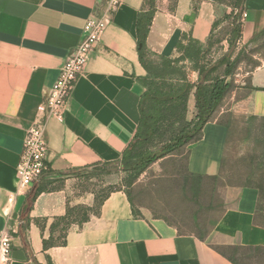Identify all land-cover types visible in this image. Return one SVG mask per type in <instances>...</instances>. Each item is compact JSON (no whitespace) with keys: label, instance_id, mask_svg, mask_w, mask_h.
Returning <instances> with one entry per match:
<instances>
[{"label":"crops","instance_id":"crops-1","mask_svg":"<svg viewBox=\"0 0 264 264\" xmlns=\"http://www.w3.org/2000/svg\"><path fill=\"white\" fill-rule=\"evenodd\" d=\"M97 1L0 0V231L11 237L10 264H232L210 246L264 247V226L254 222L258 191L225 187L219 191L224 211L204 241L142 211V217H136L120 190L109 194L99 216H91L81 228L70 226L65 246L44 250L43 240L49 239L54 219L64 216L68 205L91 206L93 191L81 189L80 178L45 173L19 191L16 167L27 130L43 120L38 107L80 41ZM194 4L177 0L173 12L168 0L156 5L146 38L148 49L175 58V45L182 37L204 43L225 9L200 0L195 14ZM143 5L144 0H122L75 84L63 121H48L47 170L64 173L90 165H117L133 139L140 97L146 90L142 81L148 78L139 63L136 37ZM244 12L240 46L264 30V0H245ZM188 78L195 82L197 75L188 71ZM242 79L238 88L242 95L230 110L264 117V61ZM219 110L202 128L201 138L185 148L191 175L220 173L227 128L216 119L225 113ZM39 186L42 191L28 210V195Z\"/></svg>","mask_w":264,"mask_h":264},{"label":"trees","instance_id":"trees-1","mask_svg":"<svg viewBox=\"0 0 264 264\" xmlns=\"http://www.w3.org/2000/svg\"><path fill=\"white\" fill-rule=\"evenodd\" d=\"M211 1L215 6L225 8V12L213 21L207 40L201 43L190 37H182L175 45L178 56L167 58L156 55L146 45V38L157 4L156 0H144V5L136 21V37L138 47L140 46L138 49L139 63L147 73L148 78L142 81L146 90L140 97L139 121L133 139L123 151L117 165L104 163L85 166L64 173L47 169L44 172L47 176L55 175L61 179L73 177L80 178V180L83 178L91 180L95 176L111 174L110 169L117 168L125 177L121 179V184L115 187L109 185L102 191L92 190L94 200L91 206L70 207L68 205L65 215L55 218L51 224L50 237L48 240H43L44 250L53 246H65L70 226L76 224L81 228L84 223L90 220L91 216H99L102 204L112 192L123 190L132 209H134V215L142 217L140 211L134 208L131 198V189L137 179L157 161L170 157L173 153L186 148L201 138L202 128L214 118L223 100L234 88L233 78L239 65L246 59L245 52L247 51L249 55L253 56L256 52L255 49L264 43L263 30L249 43L241 45L237 49L242 37L244 22L241 21V15L244 12L245 0ZM194 2L196 4L193 5L192 9L196 14L198 12L197 3L200 0H194ZM176 4L177 0H168L170 12H173ZM227 9L230 10L229 13L226 12ZM224 22L227 28L225 37L218 32ZM223 42L227 44V51L220 58L214 59L215 54L223 48ZM258 65L259 61L255 62L250 70ZM188 71L196 73L195 82H191L188 78ZM191 99L193 100V108L190 111ZM188 114L191 115L190 119ZM248 119L252 123L251 128L254 137L262 146L258 161L264 167V117L251 116ZM223 172L224 154L221 160L220 173L217 176H195L187 171L189 176L200 179L223 178ZM47 184L50 185L51 182ZM240 187L254 188L258 191L254 222L264 226V187ZM41 191L42 187L39 186L28 195V210ZM196 237L202 241L206 239V237ZM210 247L232 264H243L241 261H245V259L252 264V258L256 260V264H264V247L216 245Z\"/></svg>","mask_w":264,"mask_h":264},{"label":"rangeland","instance_id":"rangeland-1","mask_svg":"<svg viewBox=\"0 0 264 264\" xmlns=\"http://www.w3.org/2000/svg\"><path fill=\"white\" fill-rule=\"evenodd\" d=\"M163 1L156 0V4L161 5ZM229 11V9L226 10L227 13ZM218 32L221 36L227 35L225 22ZM222 47L215 54L214 59L222 55L224 49L227 50L225 42ZM239 47L240 45L237 49ZM255 51L253 56L245 52L246 59L239 65L236 71L237 76L233 78L234 88L225 97L219 110L225 113L223 112V116L216 115V119L228 128L223 178L200 179L189 176L186 171L187 152L183 148L170 157L151 165L137 179L131 189V198L136 210L152 218L166 220L180 233L207 238L225 207L219 193L222 188L230 186L264 187V167L258 161L262 146L254 137L252 123L249 117L236 115L230 110L234 100L242 95L238 88L243 80V74L249 71L255 62L264 61V43ZM190 117L189 114L188 118ZM124 177L125 175L117 170L111 174L95 176L91 180L83 178L79 187L102 191L109 185L114 187L120 185ZM241 262L250 264L246 259ZM251 262L252 264L257 263L254 258Z\"/></svg>","mask_w":264,"mask_h":264},{"label":"built area","instance_id":"built-area-1","mask_svg":"<svg viewBox=\"0 0 264 264\" xmlns=\"http://www.w3.org/2000/svg\"><path fill=\"white\" fill-rule=\"evenodd\" d=\"M121 5L122 0H98L96 10L86 19L80 41L67 55L57 79L51 86L43 104L38 107V115L43 120L34 122L27 130L16 167L19 191L28 189L46 171V125L52 119L59 123L63 121L62 115L75 84L86 69L95 45L100 42ZM246 17V13L243 12L241 21L244 22ZM10 262L11 237L7 232L0 231V264H10Z\"/></svg>","mask_w":264,"mask_h":264},{"label":"water","instance_id":"water-1","mask_svg":"<svg viewBox=\"0 0 264 264\" xmlns=\"http://www.w3.org/2000/svg\"><path fill=\"white\" fill-rule=\"evenodd\" d=\"M138 48H140V46ZM110 171L111 172H116L117 171V168H111Z\"/></svg>","mask_w":264,"mask_h":264}]
</instances>
